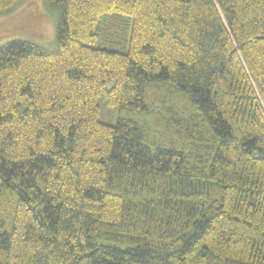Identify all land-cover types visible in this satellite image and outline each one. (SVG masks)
Listing matches in <instances>:
<instances>
[{
    "label": "trees",
    "instance_id": "16d2710c",
    "mask_svg": "<svg viewBox=\"0 0 264 264\" xmlns=\"http://www.w3.org/2000/svg\"><path fill=\"white\" fill-rule=\"evenodd\" d=\"M43 3L56 48L0 47V264H264V0Z\"/></svg>",
    "mask_w": 264,
    "mask_h": 264
},
{
    "label": "rangeland",
    "instance_id": "374dc122",
    "mask_svg": "<svg viewBox=\"0 0 264 264\" xmlns=\"http://www.w3.org/2000/svg\"><path fill=\"white\" fill-rule=\"evenodd\" d=\"M56 20V12H47L43 0H19L9 13L0 15V47L21 40L54 50ZM117 116L115 109L101 105L100 121L113 124Z\"/></svg>",
    "mask_w": 264,
    "mask_h": 264
}]
</instances>
